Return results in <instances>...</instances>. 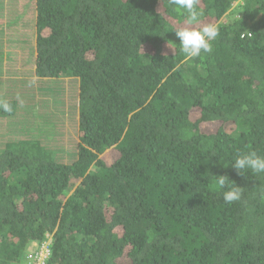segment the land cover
<instances>
[{"label": "trees", "instance_id": "1", "mask_svg": "<svg viewBox=\"0 0 264 264\" xmlns=\"http://www.w3.org/2000/svg\"><path fill=\"white\" fill-rule=\"evenodd\" d=\"M198 9L218 36L185 59L168 0H35L34 75L67 79L78 139L68 162L32 135L6 141L0 264H37L45 242L42 264H264V173L232 162L264 155V0ZM20 98L0 116L23 115Z\"/></svg>", "mask_w": 264, "mask_h": 264}, {"label": "rangeland", "instance_id": "2", "mask_svg": "<svg viewBox=\"0 0 264 264\" xmlns=\"http://www.w3.org/2000/svg\"><path fill=\"white\" fill-rule=\"evenodd\" d=\"M34 12L35 0H0V103L11 99L17 106V100L23 99L20 109L23 115L18 114L17 107L11 119L0 116V153L7 140L27 139L32 135L49 147L57 160L68 162L69 145H76L78 139L77 111L70 103L67 79L43 80L34 75L29 36ZM232 18V15L224 17L222 21ZM30 88L36 92L33 97L28 94ZM108 154L104 158H109Z\"/></svg>", "mask_w": 264, "mask_h": 264}, {"label": "clouds", "instance_id": "3", "mask_svg": "<svg viewBox=\"0 0 264 264\" xmlns=\"http://www.w3.org/2000/svg\"><path fill=\"white\" fill-rule=\"evenodd\" d=\"M171 6L185 16L186 24L174 29L175 35L179 40L180 51L185 59H194L202 52L212 51V42L218 36V26L215 24L199 25L200 12L198 0H168ZM168 44H173L168 41ZM172 48V47H171ZM5 111H11V106L3 104ZM233 167L241 174L250 171L253 174L264 173V155L256 152L238 154L232 161ZM228 176L217 175L215 188L222 190L223 199L226 203H231L240 199L242 188L238 185H229Z\"/></svg>", "mask_w": 264, "mask_h": 264}, {"label": "built area", "instance_id": "4", "mask_svg": "<svg viewBox=\"0 0 264 264\" xmlns=\"http://www.w3.org/2000/svg\"><path fill=\"white\" fill-rule=\"evenodd\" d=\"M45 243H46V242H45ZM45 243H43V244L40 246V248H39L38 251H36V252L33 253V254L30 253L27 257L32 258V259H36V260H37V264H42L44 258H45V257L47 256V254H48V249H47V244H48V242H47L46 245H45Z\"/></svg>", "mask_w": 264, "mask_h": 264}]
</instances>
